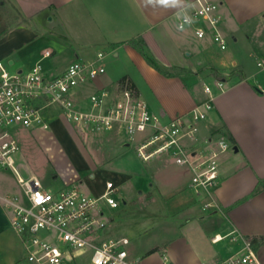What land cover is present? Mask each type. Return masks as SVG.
I'll return each instance as SVG.
<instances>
[{
  "label": "crops",
  "instance_id": "crops-1",
  "mask_svg": "<svg viewBox=\"0 0 264 264\" xmlns=\"http://www.w3.org/2000/svg\"><path fill=\"white\" fill-rule=\"evenodd\" d=\"M195 1L177 0L175 4L162 5L157 0H4L9 15L0 10V61L16 62L17 70L28 71L36 62L43 64L50 59L43 67L48 76H54L75 60L91 61L99 52L105 53L102 62L106 72L78 88L76 97L84 108L89 106L90 94L102 88L116 89L126 77L151 112L167 122L173 117L188 115L208 101L204 87L213 86L215 82L210 83L209 79L216 77L214 68L212 74L203 75V64L211 62L217 71L229 75L224 81L225 91L215 89L213 108L199 124L198 140H185L189 148L201 147L206 140L220 137L219 131L225 129L238 147L237 152L233 150L221 156L222 179L212 192V199L224 213L209 212L211 217H216L212 232H198L192 227L187 232L194 221L206 219L204 213L207 212L202 207L210 200L196 194L188 167L175 164L167 154L145 161L124 141L114 146L115 154L97 149L98 156L92 157L73 134L75 154L71 156L78 163L83 161L84 166L77 176L64 178L66 186L79 183L90 194H100L106 182H114L125 213L129 199L133 198L121 197L122 186L130 182L143 200L150 194L140 213L184 220L181 222L183 233L178 240L183 248L178 249L183 253H172L166 245L156 248L165 255L169 252L174 264H204L224 259L231 248L239 244L233 242L231 236L217 243L212 237L227 235L233 230L252 239L258 251L264 245L259 242L264 240V231H258L256 224L264 221V189L252 195L259 180L264 179V0H209L218 5L223 15L221 31L228 41L224 52L217 49L210 36L197 40L194 27L178 28L180 17L195 8ZM138 36L145 39L166 70L177 73L166 76L149 65L128 43ZM212 48L224 54L226 60L214 59ZM47 51L51 55L45 58ZM110 61L123 62L125 66L108 69ZM47 115L49 125L61 119L67 121L55 107L50 108ZM69 127L72 132V126ZM18 139L22 151V142ZM21 165L26 175L37 176L27 163ZM16 191L12 185L0 187V264L24 261L23 245L11 226L12 211L3 201L5 196L17 194ZM118 214L119 211H115L110 216L105 238L107 230L112 231L127 220L128 217L123 218L112 227ZM252 222L256 225H251ZM135 232V235L142 234L144 229L138 228ZM133 237L121 233L110 238L130 240ZM177 239H171L173 243L168 241L167 245L176 243ZM207 241L212 249L208 248ZM129 245L130 241L127 248Z\"/></svg>",
  "mask_w": 264,
  "mask_h": 264
},
{
  "label": "built area",
  "instance_id": "built-area-1",
  "mask_svg": "<svg viewBox=\"0 0 264 264\" xmlns=\"http://www.w3.org/2000/svg\"><path fill=\"white\" fill-rule=\"evenodd\" d=\"M195 8L184 13L178 28L194 27L199 39L211 37L218 50L228 49L221 31L223 15L218 5L209 0H196ZM50 51L44 54L49 57ZM105 53L94 60H75L60 74L48 76L41 61L28 71L10 72L0 61V170L14 173L22 194L3 198L12 211L11 226L20 237L28 264H79L87 255L88 264H139L128 251V238L106 239L110 216L123 205L114 182H106L100 194H88L75 185L53 192L36 175H26L18 160L21 144L15 128L48 129L47 111L58 108L68 122L96 132L119 131L127 146L133 145L139 156L147 161L158 154H167L174 163L191 170V186L198 195L210 200L204 211L224 213L212 199V192L221 182V156L234 150L225 136L205 141L201 147L189 148L185 140L196 142L199 124L207 119L213 108L217 91L226 89L224 81L205 85L209 99L188 115H179L163 122L148 107L146 101L128 80L118 88H102L89 95V106L77 100L80 86L96 80L106 72ZM261 65V63H259ZM231 236L237 248L224 259L204 264H262L253 240L233 230L227 235L215 234L217 243ZM163 264H174L163 255Z\"/></svg>",
  "mask_w": 264,
  "mask_h": 264
},
{
  "label": "rangeland",
  "instance_id": "rangeland-1",
  "mask_svg": "<svg viewBox=\"0 0 264 264\" xmlns=\"http://www.w3.org/2000/svg\"><path fill=\"white\" fill-rule=\"evenodd\" d=\"M196 39L201 40L197 37ZM212 55L214 59L217 58L219 60H222V58H224V54H221V52H217L213 48ZM49 60L50 59L45 60L43 64H46V61ZM4 64L10 72H15L17 69H19V65L16 62L15 64L4 62ZM124 66L125 64L123 62L111 63L110 61L108 69L119 67L124 68ZM203 67L205 68V70L202 72V74L205 76H207V74H212V69H215V65L211 62L203 64ZM170 72L177 73V71L174 70ZM218 72L222 77L220 79H209L210 83H214L216 80L225 81L226 78L229 77V75L223 74L220 71ZM231 72H229V74H231ZM69 126H72V132ZM15 130L16 136L20 138L23 147L22 151L18 154L19 162L27 163L29 169L37 174V176L44 183L45 187L53 192H56L65 187L67 184L64 182V178L68 176L72 177L74 175L77 176V172H80V170L84 166V163H82L83 161L81 163H78L76 160H73L74 158L71 156L75 154V146L73 145V143L75 142H73L74 135L78 136L83 146L92 157L98 156V154L96 153L97 149L105 150V152H109L111 155L115 154L116 150H112L114 146L125 141V137L122 132L91 131L89 129L82 128L81 126H78L74 123L67 122L64 119H61V121H56V123H50V128L48 129L40 127L34 129H25L20 127L19 129L15 128L14 132ZM131 148L134 149L135 147L131 145ZM76 158L80 160L77 154ZM23 173L27 174L25 170ZM56 175L57 177H55ZM7 184L15 187L17 189V194H22V189L17 181V178L10 170H4L0 173V187L6 186ZM74 185L79 189H82L84 192L90 194L86 190L85 186H82L79 183H75ZM122 195L126 199L132 197L134 201L132 199H129L130 203L127 206L128 208L126 209L127 213L121 210L122 206L120 207V210H117L119 211V214L117 215V218L112 227L119 223L123 218L128 217L129 219L126 218L127 220H124V225L122 224L120 226H116L112 231L111 229L107 230V235L109 238L118 237L121 233H125L129 236H134L129 240L130 245L128 247V251L131 258L136 260L137 258L139 259L137 260L139 264H163L164 254L161 250L156 249V251L152 253H149V251L154 248H163L165 245V247H168V251L172 253L176 252V254H178L180 251V253H183V250L179 251L178 249V247L182 248V243L178 240L179 236H181V234L183 233V230H181V222H184V220H175L176 217L174 216H153L150 214L146 215L140 213L141 209H145L143 208L145 204L144 202L146 200H149L151 195H147L145 200L141 199L140 195L133 189L130 182L122 186L121 197H123ZM146 209L149 210V208ZM209 212L210 211L204 213L206 219L202 221L196 220L192 224H190L188 226L187 232H189V229L191 227L198 232H200L201 230L205 233L206 231L212 232L214 229L213 222L215 221L216 217H211ZM256 224L258 231H264V221L260 220L256 222ZM256 224L252 222L251 225ZM174 225H176V228L174 227ZM138 228H143L144 232L142 234L135 235V231ZM174 238H178L177 242L168 246V241H171V239ZM173 241H171V243H173ZM259 242L262 244L264 243V240L261 239L259 240ZM207 244L208 248L212 249V245L209 243V241H207ZM257 252L262 264H264L263 244L261 245L260 250H257ZM167 254V256L169 257V252ZM19 264L28 263H26L24 260ZM79 264H88L87 255L81 256V261Z\"/></svg>",
  "mask_w": 264,
  "mask_h": 264
},
{
  "label": "trees",
  "instance_id": "trees-1",
  "mask_svg": "<svg viewBox=\"0 0 264 264\" xmlns=\"http://www.w3.org/2000/svg\"><path fill=\"white\" fill-rule=\"evenodd\" d=\"M0 10L3 11V13H8L7 15H9V12L7 10L6 4L4 2V0H0ZM131 46H133L146 60V62L151 65L153 68H155L156 70H158L160 73L166 75V76H172L174 75L173 73H171L170 71L166 70L158 61V59L155 57V55L153 54V52L151 51L150 47L148 46L147 42L145 41V39L142 36H138L135 37L131 40H129L128 42ZM213 73L214 76L217 79H220L222 76L220 75V73L216 70L213 69ZM126 77H123L121 81L126 80ZM128 80V79H127ZM129 83L131 84L132 87H134V84L131 83L129 81ZM219 135H223L226 136L230 141H232L234 143V145H236L235 139L232 136V134L228 131V130H220ZM264 189V179H260L259 183L257 185V187L255 188V190L253 191L252 195H256L258 193H260L262 190ZM156 251V248L152 249L151 251H149V253H152Z\"/></svg>",
  "mask_w": 264,
  "mask_h": 264
},
{
  "label": "clouds",
  "instance_id": "clouds-1",
  "mask_svg": "<svg viewBox=\"0 0 264 264\" xmlns=\"http://www.w3.org/2000/svg\"><path fill=\"white\" fill-rule=\"evenodd\" d=\"M159 4L168 5V4H175L177 0H157Z\"/></svg>",
  "mask_w": 264,
  "mask_h": 264
},
{
  "label": "water",
  "instance_id": "water-1",
  "mask_svg": "<svg viewBox=\"0 0 264 264\" xmlns=\"http://www.w3.org/2000/svg\"><path fill=\"white\" fill-rule=\"evenodd\" d=\"M127 145H129V144H127ZM234 150H235V152H237L238 151V147L234 146Z\"/></svg>",
  "mask_w": 264,
  "mask_h": 264
}]
</instances>
